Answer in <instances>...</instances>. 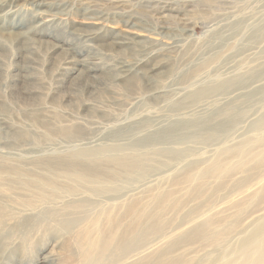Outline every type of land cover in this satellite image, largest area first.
Instances as JSON below:
<instances>
[{"label": "rangeland", "instance_id": "374dc122", "mask_svg": "<svg viewBox=\"0 0 264 264\" xmlns=\"http://www.w3.org/2000/svg\"><path fill=\"white\" fill-rule=\"evenodd\" d=\"M55 1L52 11L65 7L71 12L61 16L90 28L82 8L96 11L93 2ZM118 1L106 31L126 30L122 19L131 15L139 23L134 30L152 44L181 40L173 53L155 56L152 63L163 65L152 81L135 72L111 83L107 72L85 64L75 79L64 72L56 78L60 94L79 87L71 105L58 100L51 107L47 73L25 84L38 93L15 96L9 123L0 126V264H251V235L264 225V0L178 1L173 11L154 1ZM0 24L9 31L8 20ZM1 37L6 63L17 62V43ZM46 47L37 51L42 62ZM101 49L107 58L136 54ZM0 73L6 101L10 78ZM89 82L97 86L92 93ZM157 87L162 93L149 96ZM87 98L93 107L82 106ZM80 152L99 155L107 180L80 183L64 175L60 167L69 160L94 162L71 157ZM110 158L135 168L111 176ZM217 165L223 171L212 169ZM110 233L104 260L96 252L86 262L88 247Z\"/></svg>", "mask_w": 264, "mask_h": 264}, {"label": "bare ground", "instance_id": "6f19581e", "mask_svg": "<svg viewBox=\"0 0 264 264\" xmlns=\"http://www.w3.org/2000/svg\"><path fill=\"white\" fill-rule=\"evenodd\" d=\"M99 1L101 0H90V3H94L96 11H93L94 9H92L91 6L82 8V18L91 21L90 25L92 26H90V28H85L82 26H76L68 19V17H64L69 14L70 10L67 8L64 7L62 10L56 9L55 11H52V7L56 5L55 0H0V23H2L3 27L5 26L6 20H8L11 26L8 29L9 31L0 29V38H2L1 35L7 36V40L10 41V43L14 40L17 43V47H19L18 52L17 49H15L12 54L13 57L19 58L17 62L9 61L6 63L5 58L7 57L3 56V53H0V70H5L8 73L7 78H10V83H7L5 87L8 89L6 90L8 94V97H6L7 100L0 101V107L2 106L5 108L3 111H0V126L6 127L9 123L6 111L8 110V106L12 105L16 95L27 93L36 94L40 91L36 87H30L25 84L40 82L46 73L49 75L48 77L51 81L47 87L48 90L46 95L47 98L50 97L49 103L53 105L51 106L53 108L58 100V103L71 105L76 96H78L79 90V87H75V84H73V86L66 88L63 94H60L62 92H59V89L63 87L60 82H55L58 75L60 76L61 73L64 72L67 76L71 75L72 79H75L79 74H84L81 69L85 64H91V67L88 68L90 70L93 69L95 71L101 70L107 72L111 83L126 81L129 79L128 76L135 72L143 74L150 81L155 79L154 76L157 75V70L163 64L161 61H155L152 63L153 59H155V56H157L162 50H166L167 53H173L178 46L177 42L181 39L162 43V47H158L160 42L158 46H156L152 44V38L149 36H142V34L137 31L138 29L136 31L134 30L138 27L139 23L136 19L131 17V15H127V18L122 19L128 27L126 30H114L110 33L109 31H106L103 23L108 19V16H111L110 14L113 13L111 12V8L119 7V1L114 2L115 0H102L107 4H100ZM153 1L154 3H159L161 5H170V8H167V10L173 11V4H176L178 1L187 2L189 0H144V2L147 3H152ZM158 9L160 10V8ZM121 13L122 15H125L124 12ZM81 23L83 24L84 22ZM187 37L188 35L185 32L183 38ZM104 41L107 42L105 43ZM40 44H47L46 50L43 53V56L47 57V60H43V62L39 59L37 54ZM105 44L109 45L111 48L112 46H115L123 51L126 49H134L136 51L135 57L130 58L122 56L114 58L108 56V59V53L104 52V49H101ZM206 64L198 68L197 76L201 73L203 68L206 70L209 66L205 67ZM93 70H91V72H94ZM4 81L6 82V80ZM19 84H22L23 86H19ZM18 87H22V89L18 90ZM96 87V85L89 82L88 85L85 86V89H88L87 91L92 93ZM152 93L160 94L162 93V89L160 87L153 90L150 89L148 95L152 97ZM58 94L60 95L59 98L57 96ZM92 104V100L87 98L84 99L82 106L91 108L94 106V104ZM4 111L5 113H3ZM88 155L90 156L89 158H93L92 160L94 161L90 165H83L74 160H69L71 162L63 163L60 168L63 170L64 175L80 183H83L86 179H100V182L107 180L99 174L102 172V167L99 165L100 163H98L97 156L99 155L97 153L80 152L78 154H72L71 157H75L73 159H76L79 157L82 158V156L84 158ZM133 157L134 159H139L141 155L140 153H134ZM109 160L111 162L107 163V165L110 163L115 165L110 171L111 176H114L118 169L130 172L135 168L132 161H126L127 159L121 160L118 158L115 160L110 158ZM214 167L215 168L212 169H216L218 172L223 171L224 169V167L219 165ZM38 181L39 180L31 179L30 182L35 183ZM130 210L131 212H134V206H131ZM113 235L114 233L106 235L104 240L99 244H91L88 247L89 250L85 252V261L93 262L94 253L96 252L98 253V258L101 259V261L104 260V256L113 246ZM250 241L253 242L252 249H250L248 241L242 245V248H245V250H247V248L250 249L251 252L253 251L251 254L255 252L253 254L255 257H253L251 264H264V225L256 228L251 235ZM81 245L82 244H78V247ZM50 256L46 255L44 260H52L53 258Z\"/></svg>", "mask_w": 264, "mask_h": 264}]
</instances>
